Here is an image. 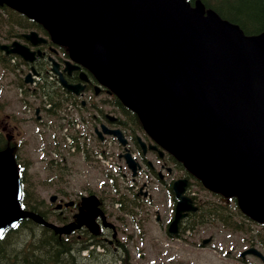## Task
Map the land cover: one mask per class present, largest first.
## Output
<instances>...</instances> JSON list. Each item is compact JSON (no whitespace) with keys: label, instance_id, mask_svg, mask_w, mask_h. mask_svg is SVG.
Listing matches in <instances>:
<instances>
[{"label":"water","instance_id":"95a60500","mask_svg":"<svg viewBox=\"0 0 264 264\" xmlns=\"http://www.w3.org/2000/svg\"><path fill=\"white\" fill-rule=\"evenodd\" d=\"M2 3L40 23L54 43L67 47L70 58L133 111L150 137L206 189L235 197L245 215L264 223V31L244 35L199 1ZM23 38L44 41L35 32ZM0 50L25 61L35 54L17 41ZM52 71L57 73L55 62ZM59 81L68 91L78 88L67 85L61 74ZM102 130L125 144L120 130ZM124 157L135 171L129 154ZM185 185V179L173 184L177 201L171 232L186 211L196 209L183 194ZM18 196L15 162L9 151H1L0 232L22 217L58 233L72 229L21 210Z\"/></svg>","mask_w":264,"mask_h":264},{"label":"flooded vegetation","instance_id":"af4514ba","mask_svg":"<svg viewBox=\"0 0 264 264\" xmlns=\"http://www.w3.org/2000/svg\"><path fill=\"white\" fill-rule=\"evenodd\" d=\"M38 35L45 39V41L36 44H32L25 40L22 42H24L32 51L39 50L41 55L34 56L35 58L31 62H23L13 58L14 60L11 64L17 68L19 67L18 69H20L19 71L22 73V76L24 73L31 71L33 75L39 77L42 74L49 72L47 71L48 65L50 64L49 58L52 57L58 62V70L62 73V77L67 83L72 85L81 84L83 87L78 94L68 93L59 85L58 77L51 74V79L54 82L53 84L65 95L64 98L41 100L39 102V108L35 106L33 112L31 111V106L34 103L30 102L32 101L31 99H19L20 109L18 108L14 110V108L7 104L5 108L7 109V112L1 114L0 136L4 137V143L14 154L19 165L25 163L23 150L25 141L22 139L23 130H20L21 124L26 120L31 121L36 125L35 129L37 132L39 131V128H44L43 130L46 132L47 128L45 129L46 125L44 124V118L42 116L46 111L49 112L52 110L54 114L60 112L62 116H65V119L68 117L73 118V121L80 120L86 131L88 127H91L92 130L95 131L97 128H100L101 124H106L108 127H114L117 123L121 122L118 118L111 122L112 120L108 119L107 115L104 113L105 103L112 106L118 104L115 99L111 101L107 98V96H111L108 90L101 86L97 80L85 70V68L82 66L79 68L76 67L74 62L69 60L66 50L61 46L53 44L47 33L40 30ZM2 58L4 61H7L10 57L2 55ZM66 60L70 61V65L68 66V69L64 70V62ZM81 72L85 74L86 78L82 79ZM15 76L19 78L18 81L20 80V77H22L19 73H16ZM57 85H59V87ZM97 97L98 100H96ZM46 102H48V108L45 107ZM8 111H10V113H8ZM26 115H30V117L28 118ZM65 119L61 118L60 120ZM61 127L62 126H60V128ZM54 128V131H56L55 124ZM72 133H75L76 135L73 142L74 147L83 149L88 145V140L77 131L69 129L65 135L68 136ZM123 133L127 140V149L139 165L137 173L134 176H132L130 172H127L128 170L123 164L124 160L120 156L124 148L117 144L116 164L120 169H122L123 166L125 167L123 175L128 183V193L106 194L98 187L99 183H96V188H93L88 181H86L85 186L81 188L79 186H75L74 188L71 187L70 180L71 174L73 173V163H69L65 158V163L63 165L65 169V177L60 176L58 180H55V182L59 183V187L54 188L52 192L54 199L50 200L51 195L48 197L47 201L42 198L39 201L40 206L48 210V216L56 223L72 224L74 229L68 233L71 235L74 234L77 239L89 243L90 249L101 246L103 248H111L115 252L122 249L125 250L127 248V242L130 241L129 244L134 246L135 242L133 241V238L137 237L138 242L136 245L142 243L147 235L145 229L146 223L152 220V216H154L155 224H160L158 227L167 235L168 239L181 240L183 238L184 230L190 228L187 225L190 224L192 220H194L195 223L200 222V220L194 213H187L178 223L177 233L169 235L168 225L172 218V213L169 217L163 216V213L161 215L157 209L152 211V192L153 190L158 192L157 188L159 187L162 190L164 189L166 192V201L171 197L173 203L174 199L171 192V185L176 179L185 175L183 169L169 153L157 146L148 135L145 134L139 125H136L135 131L133 128H129L127 131H123ZM81 134H83V132ZM102 138L105 139L106 137ZM138 138L144 143L143 149L138 142ZM60 150H63V148H60ZM58 175L59 174H56L57 177ZM167 208H169V206H167ZM172 209L173 206L171 205L169 211H172ZM169 214L170 213H168V215ZM124 216L129 217L135 231L134 235L120 233V228L126 225L125 223L123 226L120 224V221H123ZM208 237L210 239L205 244L201 241L198 243L193 241L189 244L197 249H207L209 246L213 249H218L219 246L217 243L212 241L211 236ZM242 243H244L242 248L238 247L237 244L234 246L229 245L230 247L227 245L224 248L225 252L223 254L221 252V255H224V260L227 262L229 261L232 264H262L259 257L254 254L242 255L244 250L252 246L245 242ZM254 247L259 250L257 246ZM169 254L170 253L167 250L166 255ZM165 258L164 263L166 264H170L174 261L176 262V259H170V256H166ZM126 260L128 261V264H131L129 258H126ZM178 264L195 263L191 260L183 259L181 263ZM223 264L227 263L224 262Z\"/></svg>","mask_w":264,"mask_h":264},{"label":"rangeland","instance_id":"374dc122","mask_svg":"<svg viewBox=\"0 0 264 264\" xmlns=\"http://www.w3.org/2000/svg\"><path fill=\"white\" fill-rule=\"evenodd\" d=\"M22 76V74H20ZM18 77L14 75V72H4L0 69V119L1 114L7 112L6 106L10 105L12 108L20 109L19 99L25 97L19 87ZM102 97V96H101ZM26 98H30L26 96ZM33 99V98H31ZM98 100V97L96 98ZM10 113V111H8ZM30 117V115H26ZM44 121L46 128L51 130L52 122ZM36 125L31 121H25L21 124L20 130L22 131V139H24V152L26 153L25 160L29 162V167L24 172V178L28 183V186L33 193L34 197H42L45 201L48 200V197L52 194L54 188L59 187V183L55 182L63 174L62 170H55L54 166H44V162L40 160L42 154L40 149H44L46 152V157L48 160L49 152L51 148L47 143L50 141L53 145L54 137H51V133L47 130L44 132V128H39V131H36ZM110 152H116L114 145L112 143L106 144ZM46 146V147H45ZM69 163H73V173L71 174V187L80 188L85 186L86 181L90 183L93 188H96V183L100 190L104 191L107 194L109 192V182L105 178L104 171L98 169L97 164L92 166L87 164L81 158V155H74L73 157H68ZM73 161V162H72ZM103 168V167H102ZM105 169V166L104 168ZM111 170V168H109ZM113 171V170H111ZM122 173L124 170H121ZM59 173L58 177L56 173ZM123 185V184H122ZM198 188V186H197ZM195 188H192L193 192ZM157 191L152 192L153 194V205L152 211L157 209L160 213L164 214L168 212L167 202H166V192L160 187L157 188ZM196 191V190H195ZM200 194L209 196L205 194L204 191L200 190ZM121 215V214H118ZM126 224L124 227L120 228V233L125 235H134L135 231L129 220V218L124 217L123 221H120L121 226ZM160 224H155L154 216L152 220L146 223L145 229L147 235L142 243L137 244V249L135 248L136 243L138 242V237L133 238L135 242L134 246L127 242L126 251L119 252V254H114L111 250L93 259H79V264H121L127 263L126 257L129 258L131 264H161L165 257L168 256L167 250L169 253L174 254L176 262H171L170 264L181 263L183 259H188L194 262L195 264H232L224 260L223 255L219 249H213L209 246L207 249H197L193 248L189 243L193 241L198 243L202 238L212 236V241L217 243L218 246L223 247L222 252L225 251V247L228 245L234 246L237 244L238 247L242 248L244 243H242V236L238 233H231L227 230L221 228L219 225L208 226H196L193 229L186 231L183 234L181 240H171L167 238V235L159 228ZM127 233V234H126ZM129 240V239H128ZM239 248V249H240ZM96 253H102L103 251L95 250ZM83 254L80 255V257ZM120 257L124 258V261H119ZM166 264V263H165Z\"/></svg>","mask_w":264,"mask_h":264},{"label":"trees","instance_id":"16d2710c","mask_svg":"<svg viewBox=\"0 0 264 264\" xmlns=\"http://www.w3.org/2000/svg\"><path fill=\"white\" fill-rule=\"evenodd\" d=\"M188 1L193 4L197 0ZM198 1L204 7L214 10L221 18L237 24L246 35L257 34L264 30V0ZM5 11L7 12L6 18L0 24V34H4L6 38L10 39L18 36V29H38L39 25L23 14L8 8ZM37 91L41 98L49 100L64 97L46 77H42L38 83ZM121 109L125 117L136 121L131 112L122 107ZM49 113L52 114V110ZM129 126L132 127L131 124ZM5 149H7V145L0 143V151ZM26 188H29V186L24 184L20 196V204L23 209L47 218L37 208L39 204L36 198ZM228 211H231V213L227 214ZM195 216L200 222L214 220L233 231L242 230L243 224L239 221L241 215L238 212L235 199H231L225 204L205 201L198 206V213H195ZM194 223L195 221L192 220L191 224ZM257 235L259 236V244L264 247V227L262 231L257 232ZM84 248L78 241H74V238L57 234L26 217L18 220L13 226L7 227L0 234V264H79V259H83L80 257V252Z\"/></svg>","mask_w":264,"mask_h":264}]
</instances>
